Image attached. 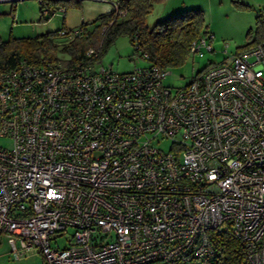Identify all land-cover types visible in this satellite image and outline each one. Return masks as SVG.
<instances>
[{"label": "built area", "instance_id": "1", "mask_svg": "<svg viewBox=\"0 0 264 264\" xmlns=\"http://www.w3.org/2000/svg\"><path fill=\"white\" fill-rule=\"evenodd\" d=\"M213 38L200 33L189 56L213 53ZM228 45L180 87L152 63L118 72L21 58L0 72V236L12 255L215 264L211 233L228 231L264 264V40ZM68 228L69 243L52 246Z\"/></svg>", "mask_w": 264, "mask_h": 264}, {"label": "trees", "instance_id": "2", "mask_svg": "<svg viewBox=\"0 0 264 264\" xmlns=\"http://www.w3.org/2000/svg\"><path fill=\"white\" fill-rule=\"evenodd\" d=\"M161 1L163 0H117L108 12L82 23L79 26L80 33L63 42L60 47L53 42V37L59 35V30L0 40V72L13 67L21 58L30 62L48 58L63 64L78 61L99 63L120 36L128 38L134 55L141 57V54L147 53L148 63L163 68L181 66L189 56L192 40L206 31L203 28L202 11L197 8L183 10L148 25L146 16L154 4ZM77 6V0H39L42 16L55 12L59 7L67 9ZM44 9L46 12H43ZM261 40H264V10L256 14L255 35H251L241 49L250 48ZM89 47L94 52L87 56ZM58 51L65 57H59ZM211 237L218 253L215 264H249L240 243L230 232H212Z\"/></svg>", "mask_w": 264, "mask_h": 264}, {"label": "rangeland", "instance_id": "3", "mask_svg": "<svg viewBox=\"0 0 264 264\" xmlns=\"http://www.w3.org/2000/svg\"><path fill=\"white\" fill-rule=\"evenodd\" d=\"M14 8L8 10L9 6ZM200 9L204 18V30L213 33L212 46L214 52L206 51L202 57L188 56L181 66L168 68L164 83L172 87L186 84L193 73L209 62L223 60L224 42H228L229 53L243 48L251 35L256 31V14L264 10V0H163L154 4L146 16V23L152 25L172 14L188 9ZM11 9V8H10ZM61 28V15H41L39 0H12L0 3V40L8 38L30 37L38 34L55 32ZM66 41L65 36L55 35L53 42L60 47ZM59 57H65L58 51ZM105 67L111 66L114 71H130L136 66L148 64V60L133 54V48L126 36L118 37L102 56L100 62ZM8 143V140H0ZM167 150L170 141L167 139L157 143ZM73 229L68 228L57 236L51 245L63 248L69 243ZM0 264H47L44 255L38 249H28L15 258L5 237L0 236Z\"/></svg>", "mask_w": 264, "mask_h": 264}, {"label": "crops", "instance_id": "4", "mask_svg": "<svg viewBox=\"0 0 264 264\" xmlns=\"http://www.w3.org/2000/svg\"><path fill=\"white\" fill-rule=\"evenodd\" d=\"M12 0H0L2 2H11ZM14 1V0H13ZM79 6L64 9L59 7L55 14L61 15V27L75 28L82 23L90 21L98 15L108 12L112 9L117 0H77ZM9 6L8 10L15 9ZM11 8V9H10Z\"/></svg>", "mask_w": 264, "mask_h": 264}]
</instances>
